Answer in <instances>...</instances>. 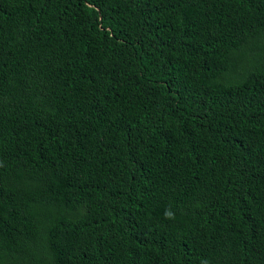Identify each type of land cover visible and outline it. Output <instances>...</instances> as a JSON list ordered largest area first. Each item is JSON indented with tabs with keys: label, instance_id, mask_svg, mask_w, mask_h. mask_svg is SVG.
I'll return each mask as SVG.
<instances>
[{
	"label": "trees",
	"instance_id": "16d2710c",
	"mask_svg": "<svg viewBox=\"0 0 264 264\" xmlns=\"http://www.w3.org/2000/svg\"><path fill=\"white\" fill-rule=\"evenodd\" d=\"M0 264H264V0H0Z\"/></svg>",
	"mask_w": 264,
	"mask_h": 264
}]
</instances>
